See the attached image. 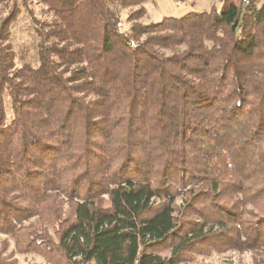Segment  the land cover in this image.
I'll use <instances>...</instances> for the list:
<instances>
[{
  "label": "trees",
  "instance_id": "obj_1",
  "mask_svg": "<svg viewBox=\"0 0 264 264\" xmlns=\"http://www.w3.org/2000/svg\"><path fill=\"white\" fill-rule=\"evenodd\" d=\"M19 1L0 22V235L47 264H264L263 0L149 24L150 0H37L44 24ZM23 9L38 65L19 68Z\"/></svg>",
  "mask_w": 264,
  "mask_h": 264
},
{
  "label": "rangeland",
  "instance_id": "obj_2",
  "mask_svg": "<svg viewBox=\"0 0 264 264\" xmlns=\"http://www.w3.org/2000/svg\"><path fill=\"white\" fill-rule=\"evenodd\" d=\"M29 3L33 9L34 17L40 23H47L52 20L51 15L47 11V7L37 0H29ZM264 4V0L262 1ZM15 0L4 1L0 5V22L9 13ZM18 4L20 1L18 0ZM147 9L146 16L141 20L143 24H149L151 22H158L164 17L175 16L180 17L190 11H210L212 8H220V0H181L175 2L174 0H150L145 5ZM129 11L124 9L120 11V16L126 19ZM36 22L22 10L21 14L15 21L11 29V43L13 49L16 52V64L17 67H22L26 63L38 65L37 61V44L39 37L37 34ZM166 55H170V51H162ZM7 107L10 118V107L7 101ZM179 203L181 201L179 200ZM8 239V240H7ZM4 240L8 241L4 256L8 255L12 257V260H16L17 264H47L45 260L35 253L22 254L17 252L14 248V241L11 238H7L5 235H0V249L5 246ZM194 264H253V254L250 252H235L228 251L221 254H215L206 258L198 256Z\"/></svg>",
  "mask_w": 264,
  "mask_h": 264
},
{
  "label": "built area",
  "instance_id": "obj_3",
  "mask_svg": "<svg viewBox=\"0 0 264 264\" xmlns=\"http://www.w3.org/2000/svg\"><path fill=\"white\" fill-rule=\"evenodd\" d=\"M120 26L125 30V31H129V26L128 25H126V24H124V23H120ZM131 47H133V48H136V44H135V42H132L131 43Z\"/></svg>",
  "mask_w": 264,
  "mask_h": 264
}]
</instances>
